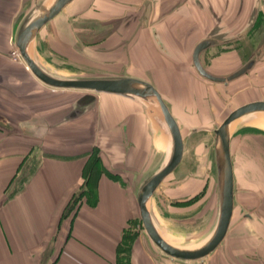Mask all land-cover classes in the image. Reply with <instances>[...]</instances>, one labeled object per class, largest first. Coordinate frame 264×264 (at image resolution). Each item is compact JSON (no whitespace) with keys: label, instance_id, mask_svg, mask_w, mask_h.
Returning a JSON list of instances; mask_svg holds the SVG:
<instances>
[{"label":"crops","instance_id":"obj_1","mask_svg":"<svg viewBox=\"0 0 264 264\" xmlns=\"http://www.w3.org/2000/svg\"><path fill=\"white\" fill-rule=\"evenodd\" d=\"M36 2L0 0V264H189L126 237L136 217L135 176L169 148L158 121L116 95L43 97L10 59L18 24ZM64 10L45 26L61 38L62 20L73 32L69 54L98 71L86 77L151 83L185 151L201 145L194 136L213 134L225 95L251 91L264 101V0H72ZM203 41L198 61L208 75L245 72L226 84L198 75L193 49ZM230 143L234 224L216 254L194 264H264V134L241 133ZM196 158L189 167L205 169L188 170L182 196L209 186L211 160Z\"/></svg>","mask_w":264,"mask_h":264},{"label":"water","instance_id":"obj_2","mask_svg":"<svg viewBox=\"0 0 264 264\" xmlns=\"http://www.w3.org/2000/svg\"><path fill=\"white\" fill-rule=\"evenodd\" d=\"M72 0H41L38 4L35 14L25 24L17 28L14 37V44L18 49V54L23 59L25 67L35 76L36 80L42 82L51 88H63L85 90L90 93H103L105 95H117L129 98L140 104L149 111L154 120H157L161 127L169 135V148L165 153L163 164L152 172L148 179H144L138 186L136 193L137 209L140 215L141 226L144 227L145 234L153 246L163 253L169 259L176 262H194L200 260L203 262L207 256L216 251L219 244L225 239V235L231 228L233 209V170L232 157L230 156V139L235 133V127L239 125L241 118L254 115V113L264 114V101L254 99L232 109L227 113L213 134V157L214 169L216 170L215 184L217 186L216 195L218 197L217 210L218 215L215 219V227L211 230L204 242L193 245L192 247H177L161 237L157 226H155L153 215L150 212L152 195L163 182L164 178L169 176L182 161L185 145L183 144V135L180 132L178 122L170 114L169 107L165 104L161 94H159L153 85L149 82L137 78L126 76L116 77H82L63 78L51 74L44 69L33 57L34 39L45 24H49L54 16L71 2ZM208 41L199 43L193 49L192 63L195 66L198 75L209 79V81L222 82L226 84L229 80L239 78V75L245 72L246 67L233 72L226 79L210 76L206 70L199 64L198 57L200 51L208 46ZM174 173V172H173Z\"/></svg>","mask_w":264,"mask_h":264},{"label":"rangeland","instance_id":"obj_3","mask_svg":"<svg viewBox=\"0 0 264 264\" xmlns=\"http://www.w3.org/2000/svg\"><path fill=\"white\" fill-rule=\"evenodd\" d=\"M40 2L41 0H37V2L34 5H32L31 9L24 14L20 24H18V28L24 25L26 20H29V18L33 14H35V11L37 10V7L39 6L38 4ZM68 9L70 8H67L63 11L62 14L63 17L67 16V13L69 12ZM65 21L66 18L64 22ZM61 23L57 26V29L59 31H62V33H66L61 38L59 37L60 36L59 34L53 33L52 26L46 25L41 28V30L38 33V36L34 39L33 42L34 49L32 51H33L34 59H36L39 65H41L51 74H55L63 78L80 79L82 77L90 76L93 73H98V71L92 72L89 69H87L86 68L87 63L82 59L80 55L77 58L74 56V54L73 55L69 54L71 49V44H70L71 38L69 37L71 35L69 33H71L72 31L68 30L64 26L65 23L63 24ZM44 39L46 41H44ZM11 42H12L11 43L12 48L10 53V59L12 60V62L20 66V68L23 69L24 72L28 73V75L35 81L36 85H38L40 87V90H42L43 97L48 95L54 96L57 94L60 97H64L66 101L68 100L73 101L79 99L81 97V94L90 93L85 90L79 91L77 89L63 90V88H51L50 86L37 81L35 76L32 74V72H30L29 70L26 71L24 69L25 63L18 54V49L14 44V38H12ZM59 43H61L62 45L61 44L59 45ZM255 90L256 89H254L253 91ZM90 94L105 95L103 93H94V94L90 93ZM261 95L262 94L258 95L251 91L250 93L245 91L240 92L238 95L235 94L232 96L225 95L224 99H222L221 102L222 108L224 110H222V113H220L218 115V118L215 120L213 124V130L215 127L219 125V123L223 121V119L226 118V115L227 113H229V111L240 107V105L245 102L253 101L255 98L256 99L261 98ZM149 114L150 113L147 110L146 117H150ZM245 122L246 121L241 122L239 123L238 126L235 127V133L233 136L236 135L238 136L241 133H249V132L254 133L251 131L254 129H257L260 132L264 131L263 129H258L257 126L251 124L246 125ZM156 128L157 126L156 124H154L153 130ZM214 137H215L214 134L211 135V133L208 134V137L206 138L200 136L197 137L194 136L193 140L198 139L201 145L198 147V149H194V150L186 149V151L183 152L184 160L180 164H178L176 169L173 171L174 175L170 174L169 176L164 178L163 182L159 185L158 189L153 193L151 197L152 202L150 205V212L153 215V220L156 221L158 227L160 226L161 232L163 234L165 235L170 234L169 236L175 238L177 241L180 240V242L177 244L181 246L185 245L188 247H192L193 245L204 242L216 224L215 223L216 214L214 215V212L212 210V208L215 207V203L216 202L218 203V197L216 195L217 186L215 184L216 170L214 169V164H213L214 157L212 152L214 146L212 141ZM203 141L204 143L206 141L207 144L204 145L206 146L205 148H203L204 146L202 145ZM207 155L211 160L210 163L211 180L208 183L209 186L203 190V193L199 192L196 195H192L191 197H188V195L182 196L177 192L180 189L178 184L179 182H182L183 180H187L190 178L189 175H187L188 170L192 168V172H194L193 170L196 171L198 169L202 173V171H204L205 169L204 165L203 167L200 166L204 162H201L202 163L201 164L199 161L198 162L200 164H196L193 167H189L190 161L193 159L197 160L196 156L200 158H202L203 156V158H205V156L207 157ZM163 158L164 157H162L160 154L154 153L152 159H150L149 161V164L145 166L143 169L140 168L139 169L140 171L137 172V176L135 177L136 178L138 177L137 180H139V182H137L136 185L139 186L144 179H148L152 174V172L163 164L164 162ZM137 206H136V217L135 219L130 220L129 227H131V230L128 232L129 234L126 235V237L127 238L143 237L149 240L145 234L144 227L141 226L139 220L140 215L138 213ZM237 215L238 214H236V216ZM233 222H234V215H232V220H231L232 225L230 229H232V226L234 224ZM225 236H226L225 237L226 240L227 234ZM225 240H223V242H225ZM149 242L151 243L150 240ZM223 242L219 244V247H217L216 251L220 249ZM151 246H153V244ZM154 250L156 249L154 248ZM216 251H214L213 253H215ZM185 263H189V262H185ZM194 263H200V260H195L194 262H190L189 264H194Z\"/></svg>","mask_w":264,"mask_h":264},{"label":"bare ground","instance_id":"obj_4","mask_svg":"<svg viewBox=\"0 0 264 264\" xmlns=\"http://www.w3.org/2000/svg\"><path fill=\"white\" fill-rule=\"evenodd\" d=\"M67 77V76H66ZM244 121H246L245 122V124L246 125H248V124H251V125H254V126H257L258 127V129H263L264 130V114L263 113H261V112H259V113H254V115H251V116H246V117H244V118H241V120H240V123L241 122H244ZM161 126V125H160ZM166 140H165V137H160L159 138V147H158V150L160 151V152H162V151H166V148H167V146H166ZM157 145V144H156ZM161 221V220H160ZM154 223H155V226H157V228H158V230H159V233L161 234V237L163 238V239H165V240H167L168 242H170V243H172L173 245H175V246H177V247H180L181 245H179V244H177V243H179L180 242V240L179 241H177L175 238H173V237H171V236H169V235H165V234H163L162 232H161V228H160V226L158 227V225H157V223H156V221L154 220ZM162 225V224H161ZM165 225V224H164ZM166 227V226H165ZM168 232V231H167ZM207 233V232H206ZM173 235V234H172Z\"/></svg>","mask_w":264,"mask_h":264},{"label":"trees","instance_id":"obj_5","mask_svg":"<svg viewBox=\"0 0 264 264\" xmlns=\"http://www.w3.org/2000/svg\"><path fill=\"white\" fill-rule=\"evenodd\" d=\"M251 130V129H250ZM252 132H255V133H262V134H264V131H262V132H260L259 130H257V129H254V130H251ZM97 161L95 160L94 161V164H96L97 165ZM106 172V171H105ZM106 175H108V176H110L107 172H106ZM112 176V175H111ZM91 177V176H90Z\"/></svg>","mask_w":264,"mask_h":264}]
</instances>
